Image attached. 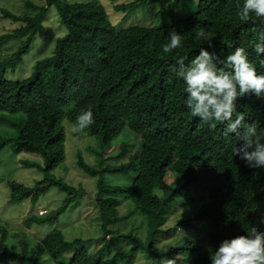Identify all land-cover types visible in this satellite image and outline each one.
Masks as SVG:
<instances>
[{
	"label": "trees",
	"instance_id": "16d2710c",
	"mask_svg": "<svg viewBox=\"0 0 264 264\" xmlns=\"http://www.w3.org/2000/svg\"><path fill=\"white\" fill-rule=\"evenodd\" d=\"M109 1L122 2L114 9L124 13L138 10L146 1L157 3L171 22L117 29L100 0H45L38 6L26 1L36 10L33 15L1 9L2 17L19 22V27L0 34V114L23 115L13 137L14 152L38 154L44 164L43 178L33 186L8 182L9 201H35L56 186L68 194L61 205L45 215L25 216L23 222L39 226L54 222L66 211L80 189L51 174L65 158L62 121L75 123L81 111L91 108L94 123L86 130L98 139L97 164L90 165L80 156L77 165L96 178L94 205L100 234L91 243L80 237L68 239L54 228L37 239L0 222V264H135L139 254L161 264L182 253L188 256V264H210V255L197 240L165 248L155 245L160 227L179 198L191 216L180 218L178 224L194 228L193 220L205 222L208 229L202 242L206 247L215 250L224 239L247 234L253 226L264 231V169L249 168L233 155V147L242 143L235 133L225 137L223 125L210 128L191 116L184 103V83L173 71L181 60L188 65L201 47L214 52L220 61L243 48L257 74H264L260 64L264 54L254 52L264 34V19L250 15L241 21L236 12L243 0H197L195 12L178 19L175 12L183 0ZM50 6H55L66 33L56 39L53 53L38 59L26 77L7 79L6 72L16 68L42 32ZM201 28L210 42L194 38ZM170 31L178 32L182 43L165 53ZM17 38V49L3 56V42ZM218 67L224 65L218 63ZM236 105L233 118L242 114L245 126L256 123L264 130V97L248 93L238 97ZM129 133L138 141L127 153L124 137ZM5 141L0 136V149ZM113 144L117 157L127 153L126 161L109 164L104 158ZM170 173L181 181L179 187L167 182ZM106 174L128 177L129 184L108 185ZM121 206H132L129 211L141 216L144 236L133 233V228L127 234L114 233L111 225L120 219ZM120 238L126 244L122 249L117 246Z\"/></svg>",
	"mask_w": 264,
	"mask_h": 264
},
{
	"label": "rangeland",
	"instance_id": "374dc122",
	"mask_svg": "<svg viewBox=\"0 0 264 264\" xmlns=\"http://www.w3.org/2000/svg\"><path fill=\"white\" fill-rule=\"evenodd\" d=\"M26 1H30L34 5H43L45 0H0V34L8 33L19 27V22H12L1 15V9L5 8L17 15H33L36 10L26 5ZM67 2H76L81 0H66ZM103 3L105 10L111 19L112 24L118 28H127L130 26L141 27H157L168 25L171 19L163 12L157 3L149 4L148 1L136 11L124 13L116 11L114 6L118 3L109 0H100ZM197 0H183L179 8L175 12L176 19L186 18L196 10ZM43 30L37 35L31 44L27 53L23 56L22 61L14 70L6 72L5 77L11 80H18L26 77L32 70L34 63L45 56L53 53L55 41L58 37L66 33V27L60 21L55 6H50L47 9L46 15L42 20ZM20 39H8L2 44L3 56L11 53L19 46ZM8 119L1 122V119ZM23 118L21 113L0 114V136L6 139L3 148L0 149V222L7 224L11 229H23L28 234L35 238L43 237L45 234L58 228L62 230L65 237L68 239L80 237L87 239L91 243L95 242L99 236V225L97 223V210L94 205V198L97 192L96 178L84 173L77 165L78 157L95 166L97 163V155L99 153V144L96 136H92L86 129L76 131L75 123L63 119L62 125L65 131V158L63 162L57 166L51 174L60 178L68 185L80 189V193L72 196V201L66 208V211L59 215L54 222H45L38 226L33 223L32 226H26L23 222L25 216L32 213L47 214L58 208L62 201L68 197L64 191H60L56 186H51L37 200L32 201L30 198L16 203L9 201V181H17L23 185L33 186L37 180L43 178V160L38 154L25 151L14 152L13 137L16 134L20 119ZM7 122V123H5ZM125 133V132H123ZM125 144L128 152L136 148L138 138L129 133L125 134ZM127 153H124L120 158L116 152V146L113 144L111 148L106 149L104 158L109 164L124 162L127 159ZM116 157V159H112ZM106 164L107 161H102ZM166 180L173 187H179L181 181L177 179L173 173L167 174ZM104 181L108 185H128V177L121 174H106ZM182 198L177 199L175 208L168 213L167 220L162 225L157 233L155 245L159 248L168 247L171 244L180 243L184 240H197L206 248V252L210 255L209 249H214L210 245L203 244L205 238L206 226L205 222L192 221L194 228L186 227L178 224L180 218L191 216L188 210L184 211L186 206L182 204ZM130 208L126 206L118 208L119 220L111 225V229L116 233L119 230L123 234H127L130 229H134L133 233L139 236H144V227L142 226L141 216L133 214ZM184 211V212H183ZM184 213V214H183ZM131 214V215H130ZM185 216V217H184ZM264 219V214H262ZM205 232V233H204ZM121 239V238H120ZM117 246L124 248L126 246L124 239L118 240ZM139 254L135 264H155L154 259L141 257ZM189 258L184 253L177 255L174 258H166L161 264H188Z\"/></svg>",
	"mask_w": 264,
	"mask_h": 264
},
{
	"label": "clouds",
	"instance_id": "9594fccd",
	"mask_svg": "<svg viewBox=\"0 0 264 264\" xmlns=\"http://www.w3.org/2000/svg\"><path fill=\"white\" fill-rule=\"evenodd\" d=\"M236 15L241 21H247L250 15L264 19V0H243ZM194 38L210 42L203 28L196 31ZM181 43V35L170 31L163 51L168 53L181 47ZM254 52L258 56L264 54V34L255 43ZM218 63L224 68L218 67ZM260 64L264 66V58L260 59ZM173 71L184 83V103L191 116L208 123L210 128L223 125L225 137L235 133L242 143L239 147H233V155L243 160L249 168L264 169V130L258 128L256 123L245 126L242 114L237 113L233 118L238 97L248 93L264 97V74H257L245 49L236 48L220 61L214 52L201 47L199 54L188 65L185 66L181 60ZM93 123V112L88 108L77 115L75 130L82 131ZM261 223H264V219ZM209 252L210 264H264V231L253 226L247 234L224 239L214 251L209 249Z\"/></svg>",
	"mask_w": 264,
	"mask_h": 264
}]
</instances>
